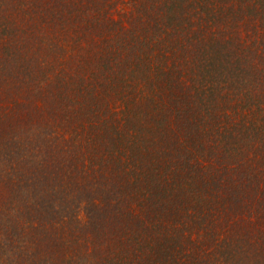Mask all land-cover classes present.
Instances as JSON below:
<instances>
[{
    "label": "trees",
    "instance_id": "1",
    "mask_svg": "<svg viewBox=\"0 0 264 264\" xmlns=\"http://www.w3.org/2000/svg\"><path fill=\"white\" fill-rule=\"evenodd\" d=\"M0 264H264V0H0Z\"/></svg>",
    "mask_w": 264,
    "mask_h": 264
}]
</instances>
